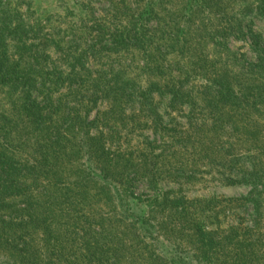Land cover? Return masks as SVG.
<instances>
[{"label": "rangeland", "instance_id": "obj_1", "mask_svg": "<svg viewBox=\"0 0 264 264\" xmlns=\"http://www.w3.org/2000/svg\"><path fill=\"white\" fill-rule=\"evenodd\" d=\"M217 1L212 6L216 8L217 3L218 7L224 8L226 20L220 18L219 14H213L211 9L189 5V0H10L9 9L19 12L23 23L35 28V34H46L47 38H57L53 34L59 30H73L70 34L64 31L58 34H64L65 42L76 39L79 35L83 37L82 40L78 39L79 42H93L100 36L104 38L103 42H155V45L184 42V48L189 49V55L184 59L176 57L180 55V43L173 50L167 51V61L160 63L165 70L163 76L155 75L152 71L141 72L145 61L140 54L131 61V55L137 53L134 49H131L132 54L119 53L120 58L116 61L118 64L114 61L116 64L112 68L107 64L111 63L110 58L117 60L112 52L101 60L104 63L102 65L94 66L97 59L92 57L89 60L91 69L108 71L106 79L121 64V68L125 65L132 67V74L128 78L135 80L140 88H145L147 83L155 80L163 85L168 80L185 79L184 90L198 94L203 92L206 85H211L216 76V80L222 81L224 78L223 86L227 82H231L234 88L245 86L253 76L260 84L264 81V72L256 65L260 63V56H264V12L257 9L261 1ZM247 6L252 9L245 10ZM147 7L148 13L152 15L144 22V28L139 29L142 35L137 33L133 37L135 32L127 33V27L135 19L134 15ZM182 14L186 16L182 17ZM227 18L230 19L229 22ZM12 24L15 23L12 21ZM228 24H234L236 29L229 28ZM179 30L182 32L179 33ZM249 31L258 36L257 48L251 41ZM7 43L12 45L11 42ZM204 58L208 61L207 71L201 72L202 70H197L195 63ZM60 59L51 52L48 67L51 69L53 65H59L66 70V64ZM254 85L256 83L251 82V86ZM51 94L53 100H60L62 103L65 101L63 107L67 106L71 110L83 103L79 112L85 121L92 122L95 118L99 120L90 127L89 134L97 136L104 132V141H98L105 144L110 153L117 148L116 155H113L115 162L118 161L117 154L123 156H118L117 165L122 172L121 176L114 181L118 183L120 179L124 180L133 194L141 196L143 202L137 203L135 207L138 212L145 211L142 224L146 228L153 226L154 233L149 236L134 222L124 219L96 185L73 177V169L78 166L77 159L82 158L77 153L78 143L73 145L77 139L66 142L69 151H66L64 157L63 152L58 154L59 146L51 148L42 142L45 155L41 164L43 166L38 172H44L49 161L51 164L55 162V167L47 171L43 178L41 176L37 184L29 179L22 184L17 181L18 184L10 185L12 177L7 172H2L0 217H9L10 223L26 221L28 215L23 210L26 201L21 193H30L34 198V205L37 204L32 208L36 214L34 219L44 218L45 225L33 229L32 234L26 224H21L18 228L10 226L12 229L7 227L5 234L8 236L0 243V250H10L14 245L19 247L23 243H30L29 251L41 261L40 264H86L87 257L92 259V264H164L155 257L163 248L161 243L166 245L164 248H173L179 243L183 248H188L187 251L197 250L190 248L196 237L194 225L198 223L210 235L212 233L211 239L225 238L223 255H219L218 250L219 254H212L215 264L245 263L240 257H236L242 249L235 245L237 239H230L234 233L241 237L245 229L256 227L260 236H253L250 242L254 240L264 246V189L257 183L256 190L260 194L258 196L252 193L253 187L247 185L248 176L238 183H230V175L223 166L231 158L226 155L225 150H230L233 157L245 156L249 154L245 150L247 146L252 144L261 148L264 145V108L252 112L250 107L243 105L235 109L231 119L226 108L215 110L203 104L195 107L189 104L171 107L169 94L164 93L160 98L156 90L152 95L157 101L152 106L153 109L141 107L142 104H138L140 99L135 93H131L133 102H123V115L119 119L112 115V101L106 97L90 102L91 94L92 99L103 94L98 89H89L81 100L73 94V82L66 80ZM3 101L1 100L0 113L9 110V105ZM240 113L246 115L242 120L238 116ZM8 118L10 121H7V129L13 124L11 114H8ZM120 124L125 127L118 128L117 125ZM212 126L215 127L214 134ZM233 126H236L234 131L231 130ZM115 128H118L121 139L118 135L117 139L108 136ZM207 131L213 134L210 142L201 137V133L205 132L203 136H206ZM244 133L248 137L246 143L241 140ZM17 134H14V139L11 137L9 144L3 146L19 147V156L15 159L20 164L26 163V159L34 160L36 155L27 146L30 143H23V139ZM111 138L115 143H109L113 142ZM20 146H24V150L19 151ZM251 152L261 154L257 150ZM40 154L39 152L38 155ZM124 158H130L131 164H126ZM262 158L264 160V153ZM243 164L246 161L238 160L236 163L242 168ZM148 166L151 171H144ZM23 167L19 172L29 169ZM118 170L113 168L114 176ZM241 197H255L256 208L253 202L247 201V198L242 200ZM6 203L11 205L10 215L8 208L7 212L2 208ZM258 211L263 214V219L259 221L256 219ZM213 244L217 245L215 242ZM261 263L262 261L257 264Z\"/></svg>", "mask_w": 264, "mask_h": 264}, {"label": "trees", "instance_id": "obj_2", "mask_svg": "<svg viewBox=\"0 0 264 264\" xmlns=\"http://www.w3.org/2000/svg\"><path fill=\"white\" fill-rule=\"evenodd\" d=\"M260 1L261 4L258 5L257 9L264 12V0ZM213 2L218 1L189 0V5L195 4L203 9H211L213 14H219L220 18L226 20V10L220 8V6L218 7L217 3V7L213 8ZM9 4L10 0H0V105H2L1 100H4L9 105V110H4L0 113V177H2V172H7L9 177H12V179L9 180L10 185L22 184L29 179H31L32 183L37 184L41 176L43 178L47 171L55 167V162L51 164L49 161L44 167V172H41V174L38 172L43 166L41 164L44 161L42 159H44L43 156L45 155V152L42 151V142L48 144L51 148L59 146L58 154L60 155V152H63L62 155L64 157L66 151H69L67 143L71 142V139H77L78 141L73 143V145L75 146V144L78 143L79 151L77 153H79L78 155L82 158L81 160L77 159L78 166L73 169V177L75 179H84L88 184L96 185L99 190L103 191L105 195L104 198L107 199L110 204L116 206L124 219L131 220V222H134L145 234L148 233L147 235L153 236V226L146 228L142 224L145 211L140 210V212H138L137 207H135L137 203L141 204L143 202L141 196L133 194L129 188L130 186L125 185L126 182L124 180L120 179L118 183L114 181H117L118 177L121 176L122 172L118 170L117 165L119 157L122 158L123 156L117 154L118 161L115 162L113 155L117 152V148L113 150V153H110L107 146L99 142L104 141L102 137L104 132H101L97 136H91L89 134L90 127L99 120L95 118L92 122H89L83 119L81 112H79L83 103L81 106L73 107V110H71V108L67 106L63 107L65 101L62 103L60 100L52 99L51 93L56 87L66 80H68L69 83L73 82V94L77 95V98L81 100L83 94L87 93L89 89H93L94 91L98 89V91H101L103 94H100L101 96H94V99L91 98L93 97V94H91L89 99L90 102L94 103L97 98L106 97L108 100L112 101V115L119 119H122L121 116L123 115L124 103L126 101L133 102V100H131V93H135V96L140 99L138 100V104H142L141 107L148 106L150 109H153L152 106L157 104V101L152 97L156 90L160 98L164 93L169 94V104L171 107H176V105L181 106L183 104H189L195 107L199 104H203L205 107H211L215 110L226 108L231 114V119L233 118L232 113L235 109L243 105L250 107L252 112L264 108V81L258 84L254 76L251 77L248 85L239 86L238 88H234L231 82H227L223 86L224 78H222V81L220 79L216 80V77H218L216 76L213 78L215 80H213L212 84L206 85L203 92L198 94L191 90H184L183 83L185 79H177L175 81L168 80L167 83L163 85L155 80L154 82L147 83L145 88H140L135 80L128 78V75L132 74L130 73L132 67L130 68L128 65L121 68L122 65L120 64L118 70H115L116 72L109 75L112 78L109 77L106 79L105 77L108 71H100L97 68L91 69L89 60H91L92 57L97 59L94 66L97 64L102 65L104 63H101V60L108 57L107 53L112 52V54L117 56V60L110 58L111 63L106 62L109 64V67L112 68L116 63L118 64L116 61L120 58L118 55L119 53L124 52L132 54L131 49H134L137 53L136 55H131V61H133L138 54H140L145 61V66L141 68V72L151 73L152 71L155 75L163 76L165 70L160 63L167 61V51L173 50L176 48L175 45L180 43V55L176 57L184 59L188 57L189 49L187 50L184 48V42H163L156 45L155 42H103L104 38H100V36H97L98 40H94L93 42H79V40L83 39L80 35L76 39H70L65 42L64 34L59 35L58 33L63 31L66 32V30H59L56 34H53L57 35L55 39L47 38L46 34L40 36L35 34L34 32H37L35 28L23 23L24 21L20 19L21 14L13 9H9ZM148 7L138 15L135 14L137 16L134 15L135 19L132 20L131 25L127 27V33L135 32L133 37H136L137 33L142 35V31L139 29L144 28V22L152 15L148 13ZM251 9L250 6L245 8V10ZM185 16L186 14H182V17ZM131 18H133V16ZM137 18L140 20L137 21ZM227 20L228 22L230 21L228 18ZM12 21L15 24H12ZM234 24H228V27L236 29ZM71 31L66 33L70 34ZM239 31L241 32L242 30ZM180 32H182V30H179V33ZM249 34L252 35L251 41L254 42V46L257 48L259 42L258 36L254 35L251 31H249ZM127 40H129V38H127ZM76 41H78V44H76ZM7 42H11L12 45L9 46ZM42 42H44V44H42ZM223 43L224 42L220 43V45L222 46ZM49 50L56 54V57L61 58V62L66 64V70L59 65H53L51 69L48 67V61L51 55ZM114 61L116 63H114ZM207 62L206 58H204V60L198 59L195 63L197 70L200 69L202 70L201 72H206ZM167 64L168 67L171 66L169 62H167ZM91 65L93 66V64ZM195 66L193 65V68L196 69ZM256 66L264 72V56H260V63ZM188 71L190 70L188 69ZM180 73L183 72L181 71ZM251 82L256 83V85L251 86ZM216 88L218 90H216ZM69 89L70 87L68 86V90ZM212 91L216 92L212 93ZM5 113H7V115ZM8 114H11L13 118V124L9 129H7V121H10ZM238 116L240 120H242L246 115L240 113ZM117 126L118 128L125 127L124 124ZM118 128H115L113 131L111 130L108 136H113L117 139L118 135L119 139H121L120 132L117 130ZM235 128L236 126H233L231 130L234 131ZM211 131L213 134L215 133L214 126H212ZM16 133H18V137L23 139V143H30L27 146L31 147L33 154L36 155L34 160L29 161L26 159L24 160L26 163L20 164L15 159L16 156H19L17 151L19 147L8 148V146H3L9 144L11 137L14 139V134ZM204 133L205 132L201 133L202 140L210 142L213 134L207 131V135L203 136ZM246 135L247 134L244 133L241 138L243 143L247 142L248 137H245ZM112 141L113 142H108L111 144L115 143L113 139ZM220 143H222V141H220ZM69 146L71 145L69 144ZM20 147L19 151L24 150V146ZM245 150L249 152V154H245V156L236 155L234 157L229 152L230 150H225L226 155L231 158L227 160L226 165H223L225 167L224 170L228 171L230 175L228 178L230 183H238L243 177L248 176L249 183L247 185L252 186L254 189L252 193H255V195L258 194L259 196L260 191L256 190L257 186L255 184L258 183L264 189V160L262 158L264 145H261L260 148L251 144L247 146ZM252 150H257L259 153L261 152V154L258 155L254 152L250 153ZM39 152L41 153L40 155H38ZM46 158L48 159L49 157H45V159ZM238 160L246 161V164H243V168L242 166L236 165ZM125 163L131 164L130 158H126ZM23 166L29 169L26 172H19ZM113 168L118 170L116 176H114L115 173ZM144 171L147 172L151 170H149L148 166ZM239 175H241V178ZM3 188H5L4 185ZM21 196L25 198L26 202H24L25 208H23V210H26L28 217H26V221L21 220L20 222L12 223H10L9 217H0V243L8 236V234H5L7 227L12 229L10 226L15 225L18 228L21 224H26L29 230H32L29 232L32 234L34 232L33 229L45 225L43 222L44 218H40L39 220L34 219L36 214L32 208L36 207L37 204L34 205V198L31 194L21 193ZM244 198H247V201L253 202L254 208H256L254 202L255 197H241L240 199L244 200ZM2 208L4 210L8 208L10 215V204H3ZM259 209H261V203ZM29 211H31L30 214ZM256 217H258L256 218L258 221L263 219L261 211L256 213ZM195 227L194 234H196V237L190 249L197 250L187 251L186 249L188 248H183L179 243H176L173 248H164L166 245L161 243L163 248L156 253L155 257L164 264H215V259L212 257V254H219L216 251L218 250L220 252L219 255H223L224 252L222 248L225 238H221L220 240L211 239L212 233L210 235V232L208 233L201 223L194 225V228ZM242 234L243 236L241 237L236 233L230 236L231 240L237 239L235 245L237 248L242 249L240 255L236 254V257H240L245 262L244 264H257L261 261V264H264V250H262L264 246L254 242V240L250 242V238H253V236H260L257 233L256 227L245 229ZM213 242L217 245H214ZM29 245L30 243L28 244L26 242L19 247L14 245L10 250L1 249L0 264H40L41 261L29 251ZM85 260L86 264H92L91 258L89 259L87 257Z\"/></svg>", "mask_w": 264, "mask_h": 264}]
</instances>
